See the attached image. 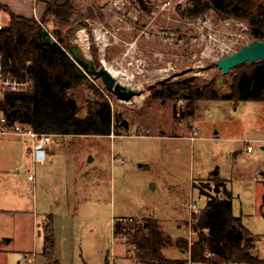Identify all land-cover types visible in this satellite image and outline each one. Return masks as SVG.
<instances>
[{
  "label": "rangeland",
  "instance_id": "rangeland-1",
  "mask_svg": "<svg viewBox=\"0 0 264 264\" xmlns=\"http://www.w3.org/2000/svg\"><path fill=\"white\" fill-rule=\"evenodd\" d=\"M114 1L76 0L79 13L71 17L68 30L60 27L61 33H67L70 44L85 29V54L93 58V42L99 62L132 75L117 79L139 88L143 98H111L113 111L127 119L128 128L115 125L109 135H55L48 149L52 160L36 165L34 182L27 178L33 170L32 156L26 155L31 139L0 133V264H32L26 255L33 251V264H45L37 224L48 216L56 236L55 256L62 264H106V257L109 264H138L123 235L113 234L116 217L141 222L154 215L171 234L187 239L190 197L202 208L207 192L222 196L228 188L234 195L233 213L242 214L259 234L255 254L264 258V100L190 104L188 98L191 85L210 81L220 94L228 93L238 70L223 75L216 60L246 43V35L253 37L240 25H224L227 18L213 8L191 15L187 10L192 3L167 19L152 14L157 0ZM121 1L125 5L119 8ZM82 14L86 28L80 23ZM8 17L0 9V22L6 24ZM44 24L57 39L55 19ZM88 78L70 90L80 116L88 101L98 97L90 84L106 94L100 78ZM248 141L250 152L244 148ZM216 167L218 174H211ZM33 184L34 189L28 188ZM173 246L164 253L182 256Z\"/></svg>",
  "mask_w": 264,
  "mask_h": 264
},
{
  "label": "trees",
  "instance_id": "trees-1",
  "mask_svg": "<svg viewBox=\"0 0 264 264\" xmlns=\"http://www.w3.org/2000/svg\"><path fill=\"white\" fill-rule=\"evenodd\" d=\"M46 15H52L59 25L57 42L42 39V24L35 18H27L9 11L0 2V9L9 12V19L0 30V51L12 58L19 67L32 61L29 69L34 78L30 91L6 92L0 98V107L9 119L27 122L38 132L58 135H109L115 125L121 124L120 116L113 111L111 98L115 95L105 88L101 92L93 83L95 92L88 101L86 114H78V105L70 93L83 80H89L85 72L63 49L69 50L67 33L60 27L71 26V17L77 11L76 0H43ZM191 15L201 14L213 8L225 18L245 20L249 34L264 40V0H192ZM191 3V4H192ZM45 17L41 19L44 22ZM81 24L87 27L85 21ZM90 39L92 32H89ZM97 47L92 42L91 52L95 64L100 66ZM230 91L220 94L214 81L204 85L194 84L189 88V103L199 100L228 98L234 102L241 99L264 100V60L246 62L233 68ZM185 82L180 83L184 85ZM186 85V84H185ZM167 95L170 90H164ZM122 125V124H121ZM114 130V129H113ZM220 182V181H219ZM232 192L225 189L224 195L207 192V199L192 225L197 238L191 245L190 259L194 264H264V258L255 254L259 234L246 227L241 216L233 213ZM118 218L113 224L115 236H127L125 244L133 251L134 263L138 264H188V243L182 235L174 238L164 228L158 217L148 215L141 222L124 221ZM208 229L206 231L205 229ZM42 253L45 264H60L56 253V236L52 216L41 222ZM171 245L183 250V256L169 257L163 250ZM208 251L214 255L207 257ZM105 263L109 264L107 257Z\"/></svg>",
  "mask_w": 264,
  "mask_h": 264
},
{
  "label": "built area",
  "instance_id": "built-area-1",
  "mask_svg": "<svg viewBox=\"0 0 264 264\" xmlns=\"http://www.w3.org/2000/svg\"><path fill=\"white\" fill-rule=\"evenodd\" d=\"M116 2L117 0L114 1L115 4ZM191 3L192 0H157L156 7L152 10V14L155 17L161 14L167 19H175L172 12L178 13L180 9L185 8L187 5H190ZM123 5H125V2L121 1L118 7L121 8ZM224 25L231 27L233 25H240L242 26L243 30L247 32L249 31L248 24L230 18L224 20ZM3 28H4V24L0 22V30ZM48 32L51 34L49 30ZM246 37L247 39H245V41L247 42L248 40H250V37L249 35H246ZM31 64L32 61L28 60L24 67H19L18 64L12 58H6L4 53L0 51V94H2V96L6 92L30 91L34 88V78L32 72L29 69ZM0 133L2 134L15 133L21 137H29L31 139V144L28 147V151L29 154L32 156L33 170L27 174V178L28 180H32L34 182L36 165L43 164L49 159L47 148L51 143V141L54 140V136L57 134L49 133V132H38L34 130L32 126L27 122L14 118L9 119L5 115L3 110L0 111ZM112 136H114V134H112ZM244 148L246 151L250 152L253 149V145L250 141H248L244 144ZM116 159L117 158L115 156H112V161H116ZM28 188L34 189L35 185L34 184L28 185ZM199 198H201L200 195ZM188 208H189V212H188L189 231L187 234V240L189 244L188 264H194L190 259V254H191L190 250H191V245L196 240L193 239L192 235L194 232H197V230H194L192 225L194 223L195 215L199 213L201 208L198 207L196 201L193 200L192 196L189 199ZM129 220L132 221L133 218H129ZM205 230L208 231L207 228ZM127 238H128L127 236H124V239ZM213 255L214 252L212 251H208L206 253L207 257H211ZM35 257H36V253L35 251H33L32 253L26 255V260L27 262L33 264L35 262ZM198 264H206V263L201 262ZM224 264H230V263H224Z\"/></svg>",
  "mask_w": 264,
  "mask_h": 264
},
{
  "label": "water",
  "instance_id": "water-1",
  "mask_svg": "<svg viewBox=\"0 0 264 264\" xmlns=\"http://www.w3.org/2000/svg\"><path fill=\"white\" fill-rule=\"evenodd\" d=\"M42 39L44 42L53 44L57 40L48 32L46 28L42 30ZM67 54L76 62V64L85 72L88 76H95L102 80L105 88L111 91L118 100L130 101L132 98L140 94V90L137 87L125 83L116 76L107 67L106 63L102 59L101 65L97 66L92 57L85 54L78 42L70 43L69 50L63 48ZM264 60V40L258 38H252L246 43L242 44L238 49H235L226 55L220 56L216 60L217 67L221 70L223 75L230 74L232 69L238 65L246 62H256ZM222 82V77L218 83ZM121 124L125 127H129L127 119L123 118ZM211 174H218V167H216ZM220 188L215 185V192H219Z\"/></svg>",
  "mask_w": 264,
  "mask_h": 264
},
{
  "label": "crops",
  "instance_id": "crops-1",
  "mask_svg": "<svg viewBox=\"0 0 264 264\" xmlns=\"http://www.w3.org/2000/svg\"><path fill=\"white\" fill-rule=\"evenodd\" d=\"M0 2L1 3H3L4 5H6L7 7H8V9H9V11H11L12 13H14V14H17V15H22V16H25V17H27V18H35L36 20H38L41 24H42V26H44V27H46L45 26V22L46 23H49V22H52V23H54V17L52 16V15H46L45 16V10H46V3H45V1H43V0H0ZM76 2V1H75ZM76 4V3H75ZM6 11V10H5ZM8 12V11H7ZM77 13H79V11L77 10L76 11V14ZM8 15H9V12H8ZM43 17H45V20H44V22H42L41 21V19L43 18ZM81 18L82 19H80V23H81V21H85V22H87V16H85V15H81ZM8 19H9V17H8ZM82 25V24H81ZM71 27V26H70ZM82 27H85L86 28V26H84V25H82ZM47 28V27H46ZM48 29V28H47ZM67 30L69 29V27L68 28H66ZM83 29V28H82ZM85 30V29H84ZM52 34V33H51ZM53 35V34H52ZM54 36V35H53ZM54 38H55V36H54ZM57 40V39H56ZM58 135V134H57ZM60 136H66V135H60ZM114 136H112V138H113ZM53 144V141H51V143L49 144V146H48V148H47V150L51 147V145ZM28 147L29 146H27V148H26V155H30L29 154V151H28ZM263 147H264V145H263ZM253 150V149H252ZM48 156H49V160L51 161L52 160V154H49V150H48ZM30 172V171H29ZM28 172V173H29ZM261 173H264V171H260ZM27 173V174H28ZM35 178H36V172H35ZM223 180L225 181V182H227L226 181V179H224L223 178ZM262 180H263V182H264V176L262 177ZM193 184V183H192ZM227 190H230L231 192H232V190L230 189V188H228ZM231 198H232V203H233V199H234V195H233V192H232V195H231ZM263 198H264V193H263ZM235 215H237V214H235ZM237 216H241V218H242V222H243V224L246 226V227H248L247 226V224L244 222V219H243V216H242V214H240V215H237ZM121 217H127V216H118V217H116L115 219H118V218H121ZM187 219H188V217H187ZM114 222H115V220L113 221V224H114ZM179 222L181 223V222H183V220H177V224H178V226H179ZM113 224H112V226H113ZM179 227H181V226H179ZM113 228V227H112ZM249 228V227H248ZM250 229V228H249ZM37 230H38V235H41V222L40 223H38L37 224ZM113 230V229H112ZM251 230V229H250ZM252 231V230H251ZM169 232V231H168ZM253 232V231H252ZM170 233V232H169ZM254 233V232H253ZM171 234V233H170ZM172 235V237H174L175 238V236L177 237L178 235H181V233H176V234H171ZM173 246V245H172ZM170 247V246H169ZM174 247V246H173ZM175 249H177L176 247H174ZM256 249H257V246H256ZM177 250H179V251H181L182 253H184L183 252V250H181V249H177ZM164 252V251H163ZM56 254V253H55ZM183 256V255H182ZM115 257H116V255L114 256V260H115ZM170 257V256H169ZM174 257H180V256H174ZM119 258H122V257H120L119 256ZM59 259V261H60V264H62L61 263V260H60V258H58ZM119 261V260H118Z\"/></svg>",
  "mask_w": 264,
  "mask_h": 264
},
{
  "label": "bare ground",
  "instance_id": "bare-ground-1",
  "mask_svg": "<svg viewBox=\"0 0 264 264\" xmlns=\"http://www.w3.org/2000/svg\"><path fill=\"white\" fill-rule=\"evenodd\" d=\"M98 29V28H97ZM77 41L79 43V45L81 46V48L83 49V51L88 49L89 43H88V36L87 33L84 29L79 30L78 32V38ZM104 63H106L107 67L109 68V70L112 72V74L116 77H118V75H127L124 71L115 68L112 64L106 62L104 60ZM128 78H132V75H127ZM141 98H143V95H139V97L137 98L138 101L141 100Z\"/></svg>",
  "mask_w": 264,
  "mask_h": 264
}]
</instances>
